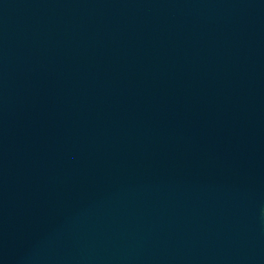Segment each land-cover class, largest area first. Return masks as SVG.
Masks as SVG:
<instances>
[{"label": "water", "instance_id": "water-1", "mask_svg": "<svg viewBox=\"0 0 264 264\" xmlns=\"http://www.w3.org/2000/svg\"><path fill=\"white\" fill-rule=\"evenodd\" d=\"M0 264H264V0H0Z\"/></svg>", "mask_w": 264, "mask_h": 264}]
</instances>
